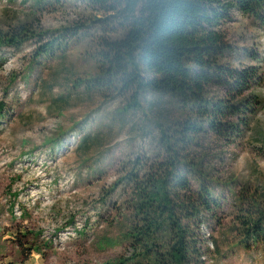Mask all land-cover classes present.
Segmentation results:
<instances>
[{
	"label": "rangeland",
	"instance_id": "374dc122",
	"mask_svg": "<svg viewBox=\"0 0 264 264\" xmlns=\"http://www.w3.org/2000/svg\"><path fill=\"white\" fill-rule=\"evenodd\" d=\"M43 2L0 0V32L30 23L74 36L48 60H32L33 42L0 51V264H120L130 255L123 166L151 154L158 125L184 113L154 93L125 111L131 92L120 83L94 87L101 43L116 38L119 25L88 0ZM220 29L230 48L221 62L240 68L252 54L264 75V27L234 12ZM257 92L264 102V84ZM203 146L222 183L221 223L203 229L205 264H264V241L240 245L238 223L244 209L264 214V108L237 144L208 136Z\"/></svg>",
	"mask_w": 264,
	"mask_h": 264
},
{
	"label": "trees",
	"instance_id": "16d2710c",
	"mask_svg": "<svg viewBox=\"0 0 264 264\" xmlns=\"http://www.w3.org/2000/svg\"><path fill=\"white\" fill-rule=\"evenodd\" d=\"M88 1L121 30L101 43L103 74L91 80L93 86L120 83L119 90L131 92L125 111L139 108L142 94L154 93L184 113L181 120L158 125L151 154L135 155L123 166L119 183L129 190L124 209L130 255L120 264H205L210 251L203 229L219 226L222 210V183L204 151L205 138L237 144L264 108L257 92L264 84L261 61L245 53L251 64L222 63L230 48L220 28L234 12L264 27V0ZM67 30L38 32L30 23L20 24L0 32V51L20 52L33 42L32 60H48L74 38L66 37ZM4 107L0 103V117ZM244 211L238 219L240 245L249 248L264 241V214Z\"/></svg>",
	"mask_w": 264,
	"mask_h": 264
}]
</instances>
